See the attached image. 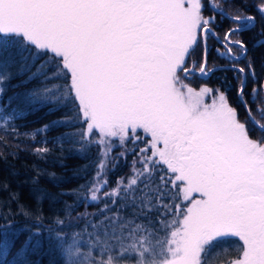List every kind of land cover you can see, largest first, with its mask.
Here are the masks:
<instances>
[{
    "label": "snow or ice",
    "instance_id": "6c2138e0",
    "mask_svg": "<svg viewBox=\"0 0 264 264\" xmlns=\"http://www.w3.org/2000/svg\"><path fill=\"white\" fill-rule=\"evenodd\" d=\"M204 6L203 0H0V46L7 41L11 48L0 56V95L7 82L26 78L25 90L0 105V128L47 109L56 119L36 134L64 128L61 140L82 151L95 145V175L81 186L92 202L108 184L109 165L127 157L129 142H143L131 174L103 192V218L90 223L91 231L69 237L61 217L47 229L64 264H208L207 254L232 238L238 251L225 264H264V135L253 138L248 126L264 133V80L253 61L238 66L248 48L232 38L253 27L255 17L229 16L212 0L214 15L205 16ZM257 11L264 15V2ZM216 15L237 25L223 39ZM210 38L230 67H208ZM214 71L234 73V89L191 85ZM36 220L15 252L19 237L0 235V264H35L30 255L43 235Z\"/></svg>",
    "mask_w": 264,
    "mask_h": 264
},
{
    "label": "trees",
    "instance_id": "16d2710c",
    "mask_svg": "<svg viewBox=\"0 0 264 264\" xmlns=\"http://www.w3.org/2000/svg\"><path fill=\"white\" fill-rule=\"evenodd\" d=\"M204 2V15H214L208 7L209 0ZM213 3L223 8L229 16H253L255 17L254 26L249 30L233 34V39H242L248 48L247 55L239 62L238 66H244L248 61H253L259 77L264 80V72H261V65H264V45L257 46V41L264 37L259 35L262 25H264V15L257 11V7L264 0H212ZM216 30L221 39L224 32L229 28H235L237 25L228 19H222L216 15ZM208 67H230V62L218 56L216 49L220 47L215 38L208 41ZM11 48L7 41L0 46V56L7 57ZM223 51V48H221ZM38 66V64H37ZM18 67V66H16ZM35 71V69H33ZM234 73L214 71L206 80L194 77L191 80L193 87L199 88L207 84L213 88H222L228 90L229 86L234 89L237 81L233 79ZM227 77V79H225ZM26 78L20 76L18 79H12L4 85L5 91L0 95V105L7 104L14 93L23 92L24 87L20 86ZM29 84L28 87H31ZM252 81L249 82L248 91H251ZM228 95L235 101V93L228 91ZM16 105L13 104L12 107ZM256 105H253L255 110ZM56 119L55 116L48 115L47 109L35 108L26 113L23 118H18L12 122V127L0 128V235L7 233L9 238L18 236L15 247L16 251L20 242L25 239L28 229L35 231L34 224L38 223L36 216L41 218L42 236L35 239L42 241V246L37 248L34 254L30 255V260L35 264H64L60 252L55 248L53 242L48 239L47 229L52 226L57 217L66 221L64 232L71 237L72 233L83 232L90 223H96L103 217L101 210L104 208V199L97 203L86 202L90 194L81 190L95 175L97 162V148L95 145L86 150H80V146L67 139L61 140V134L64 128H56L47 132H39L45 124ZM240 119H245L244 110L240 109ZM252 129L253 138H257L264 133H260L252 124L248 125ZM14 129V130H13ZM69 131L74 129L69 128ZM143 136V132H140ZM45 141L48 143L45 144ZM47 146L50 152L39 155L34 152L36 147ZM143 146L141 142L137 146L128 143V154L126 158H120L117 166L112 168L109 165L105 174L108 184L105 190L115 186L120 177H127L131 174V164L134 159V151ZM121 149L116 147L113 155L119 154ZM111 207V200L107 201ZM119 207V204L116 206ZM161 211H163L161 209ZM132 209L129 208L122 215H128ZM30 215H28V214ZM111 213H105L110 215ZM82 219H76L77 217ZM71 222V227L67 222ZM139 222V221H138ZM87 240V235L82 237ZM234 240H228L217 244L211 252L207 254L208 264H225L226 261L234 259L238 251V240L235 247L231 245ZM228 244H230L228 246ZM227 246L226 252H221V248ZM81 251H87L82 248ZM212 253V254H211ZM226 254L227 256H222ZM211 256H214L211 258ZM8 259H11L9 254Z\"/></svg>",
    "mask_w": 264,
    "mask_h": 264
},
{
    "label": "rangeland",
    "instance_id": "374dc122",
    "mask_svg": "<svg viewBox=\"0 0 264 264\" xmlns=\"http://www.w3.org/2000/svg\"><path fill=\"white\" fill-rule=\"evenodd\" d=\"M104 178H105V177H104ZM115 186H116V184H115ZM115 186H114V187H115ZM114 187H113V188H114ZM111 189H112V188H111ZM111 189L105 190V187H104V189H103L102 192L100 193L101 199H103V192H104V191H110ZM88 197H89V196H88ZM101 199H100V200H101ZM100 200L95 201V202H92V201H90V199H87L86 202H87L88 204H90V203H97V202H99ZM231 240H234L233 242H235V243H231V245H233L234 247H235L236 243L239 242V241L236 242V241L238 240L237 238H232V239H230V241H231ZM229 245H230V244H228V246H229ZM222 248H223V251H221V252H225L226 254L229 253V251L226 252L227 246L224 245V247H222ZM211 254H212V253H211ZM226 254H223L222 256H227ZM213 257H214V256H211V258H213ZM214 258H215V257H214Z\"/></svg>",
    "mask_w": 264,
    "mask_h": 264
},
{
    "label": "flooded vegetation",
    "instance_id": "af4514ba",
    "mask_svg": "<svg viewBox=\"0 0 264 264\" xmlns=\"http://www.w3.org/2000/svg\"><path fill=\"white\" fill-rule=\"evenodd\" d=\"M255 23V22H254ZM245 30H243V31H240V32H238V33H241V32H244ZM262 39H264V37H262V38H260L259 40H262Z\"/></svg>",
    "mask_w": 264,
    "mask_h": 264
}]
</instances>
